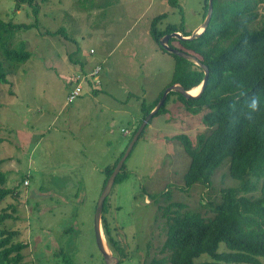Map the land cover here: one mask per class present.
<instances>
[{"label": "rangeland", "instance_id": "374dc122", "mask_svg": "<svg viewBox=\"0 0 264 264\" xmlns=\"http://www.w3.org/2000/svg\"><path fill=\"white\" fill-rule=\"evenodd\" d=\"M177 2L175 8L168 0H36L35 14L27 4L16 9V0H0V20L31 26L17 31L11 45L23 42L29 59L0 84V171L7 176L5 187L19 194L7 197L0 211L16 206L17 220L6 224L21 232L24 264L103 260L92 228L105 179L101 170L124 154L142 102L152 103L173 72V57L149 34L151 22L164 15L159 29L174 24L193 32L204 21V0ZM82 65L101 67L100 85L90 80L68 102L70 79ZM165 106L166 113L152 119L125 160L128 177L106 197L108 217L130 257L121 264L167 257L161 252L166 239L161 208L169 202L212 217L205 206L217 204L221 190L238 183L224 161L209 186L185 187L190 159L172 138L185 134L195 142L206 134L205 110L193 115L176 96ZM165 191L169 202L151 201Z\"/></svg>", "mask_w": 264, "mask_h": 264}, {"label": "trees", "instance_id": "16d2710c", "mask_svg": "<svg viewBox=\"0 0 264 264\" xmlns=\"http://www.w3.org/2000/svg\"><path fill=\"white\" fill-rule=\"evenodd\" d=\"M40 1L44 3L48 0ZM35 2L36 0H16L15 6L17 9L19 5L27 4L36 14ZM168 3L178 7L177 0H168ZM263 7L264 0H212L211 20L199 37L192 40L170 39L168 42L170 47L195 57L209 70L207 84L198 99L186 100L181 95L170 92L154 116L166 113L165 105L172 96H176L185 110L193 115L205 110L201 123L208 129L206 134L198 135L195 142L185 134L172 138L181 144L190 159L183 176L184 185L188 190L197 184L209 186L213 175L224 161L228 163L229 177L238 183L236 187L221 190L217 204L205 206L213 214L212 217H203L182 204L169 202V191L159 196L151 195V201L163 199L164 202H169L166 207L161 208L166 226V239L161 252L167 253V257L153 261L152 264H264ZM207 8L208 0H204L203 19ZM163 17L164 15H160L152 20L149 34L158 48L167 53L159 45L161 37L173 32L188 37L192 31H184L174 24H167L159 29L157 23ZM29 28L30 25L0 20V84L6 83L8 75L29 59L30 54L25 51L23 42H19L16 48H11L14 34ZM60 32L61 30L56 33ZM46 33L56 35L55 32ZM170 55L174 59V67L167 87L179 84L185 91L198 87L204 77L203 71L192 62ZM96 67L100 68L99 75V65L90 70L82 65L80 73L71 77L72 83L79 77L77 82L82 85L81 92L74 99L82 95L85 84L91 85L94 78L90 76V72ZM94 85L99 86L100 82L95 81ZM97 92L98 90H93L94 94ZM162 93L163 90L149 105L142 102V117L131 136L135 134L143 118L155 107ZM253 97L259 101L255 111L249 107ZM122 156L121 154L101 170L105 175L102 188ZM3 163L4 160L0 159V166ZM124 169L125 162L113 187L128 177ZM6 182V174L0 171V205L7 197L17 199L19 195L14 188H6ZM106 201L107 198L102 209V233L107 247L118 259V264H121L130 257L123 254L120 234L108 217L109 207ZM15 215L16 206L12 204L0 211V264H24L22 251L26 244L20 239L21 232L6 224L8 220H17ZM69 260L66 259L65 264H72ZM98 264H104L103 260Z\"/></svg>", "mask_w": 264, "mask_h": 264}, {"label": "water", "instance_id": "95a60500", "mask_svg": "<svg viewBox=\"0 0 264 264\" xmlns=\"http://www.w3.org/2000/svg\"><path fill=\"white\" fill-rule=\"evenodd\" d=\"M211 15H212V0H208V8H207V13L204 18V21L199 28L195 29L190 36L184 37L178 32H173L168 35H164L159 39V45L169 54L175 55L177 57L183 58L189 62H192L196 66H198L204 73V77L202 80L201 85L199 86V89L196 94L192 95L189 93V91H185L182 86L179 84L171 85L167 88L164 89L160 99L158 100L157 104L155 107L143 118L141 121L139 127L137 128L135 134L132 136L127 149L125 150L123 156L120 158L118 163L116 164L115 168L113 169L111 175L108 177L104 187L101 190V193L99 195V198L96 203L94 215H93V220H92V228H93V235H94V240L97 246V250L99 254L101 255L104 264H118V259L115 258L112 253L110 252L109 248L106 245L105 239L103 238V233H102V228H101V216H102V209L103 205L105 202L106 197L110 193L115 178L119 174L120 169L129 156L131 150L133 149L135 143L137 142L140 134L142 133L143 129L146 127L148 122L158 113L159 109L162 107L164 104L168 94L170 92H175L179 95H181L184 99L186 100H196L198 99L202 92L204 91V88L207 84L208 80V75H209V70L206 66L201 64L195 57L190 56L186 53L180 52L178 49L172 48L168 45V42L170 39H177V40H192L194 38L199 37L205 29L208 27L209 22L211 20Z\"/></svg>", "mask_w": 264, "mask_h": 264}, {"label": "built area", "instance_id": "2783aa9c", "mask_svg": "<svg viewBox=\"0 0 264 264\" xmlns=\"http://www.w3.org/2000/svg\"><path fill=\"white\" fill-rule=\"evenodd\" d=\"M100 71L99 67L94 68V70L92 72H90V76H92V78H96V76L98 75ZM74 80V79H73ZM79 80V77L75 78V83L71 82V85H73V89L69 92L68 96H67V101L71 102L74 100V98L79 95V93L82 90V85L80 82H77ZM96 83H98V81L96 80Z\"/></svg>", "mask_w": 264, "mask_h": 264}, {"label": "clouds", "instance_id": "9594fccd", "mask_svg": "<svg viewBox=\"0 0 264 264\" xmlns=\"http://www.w3.org/2000/svg\"><path fill=\"white\" fill-rule=\"evenodd\" d=\"M258 103H259V101H258L255 97H253V98L251 99V102H250V104H249V107H250L253 111H255V110L257 109V107H258Z\"/></svg>", "mask_w": 264, "mask_h": 264}, {"label": "bare ground", "instance_id": "6f19581e", "mask_svg": "<svg viewBox=\"0 0 264 264\" xmlns=\"http://www.w3.org/2000/svg\"><path fill=\"white\" fill-rule=\"evenodd\" d=\"M93 81L95 82V81H96V78H94ZM198 89H199V87H195V88L191 89V90L189 91V93L192 94V95H194V94L197 93ZM68 94H69V93H68ZM67 96H68V95H67Z\"/></svg>", "mask_w": 264, "mask_h": 264}, {"label": "crops", "instance_id": "0c3cea01", "mask_svg": "<svg viewBox=\"0 0 264 264\" xmlns=\"http://www.w3.org/2000/svg\"><path fill=\"white\" fill-rule=\"evenodd\" d=\"M198 28H199V27H198ZM86 70H90V67H88ZM69 92H70V91H69ZM69 92H68V93H69ZM27 185H28V184H27Z\"/></svg>", "mask_w": 264, "mask_h": 264}]
</instances>
